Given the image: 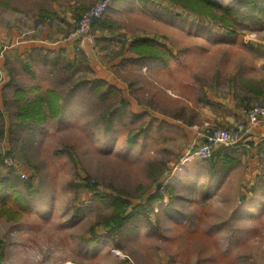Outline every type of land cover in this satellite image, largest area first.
<instances>
[{
    "label": "rangeland",
    "instance_id": "rangeland-1",
    "mask_svg": "<svg viewBox=\"0 0 264 264\" xmlns=\"http://www.w3.org/2000/svg\"><path fill=\"white\" fill-rule=\"evenodd\" d=\"M53 1L71 10L67 0H0V28L25 45L40 34L34 9ZM98 1L81 3L87 12ZM116 2L103 17L111 27L91 29L94 58L15 47L0 59V174L13 172L19 189L29 181L35 193L21 218L0 217V264H264V137L257 144L249 134L247 146H217L210 158L180 166L208 130L264 127V117L247 114L264 106V24L247 20L233 32L171 0ZM139 38L164 61L132 59L129 43ZM37 87L59 91L64 113L24 124L14 93L24 88L33 98ZM111 111L109 129L103 116ZM95 193L125 197L127 213L139 208L132 223L118 232L100 224L115 208Z\"/></svg>",
    "mask_w": 264,
    "mask_h": 264
},
{
    "label": "trees",
    "instance_id": "trees-1",
    "mask_svg": "<svg viewBox=\"0 0 264 264\" xmlns=\"http://www.w3.org/2000/svg\"><path fill=\"white\" fill-rule=\"evenodd\" d=\"M171 1L176 4V6L182 7L184 10H188L194 15L207 19V21L210 23L223 22L225 25L230 24V26L233 28H236L239 25H244L247 23V20H250L254 24H264V0H240L239 6L234 7L224 6L217 0H183L185 2L181 4H179L180 0ZM44 14V19L48 17L50 18L49 13L45 12ZM109 26L111 27V23L107 20H102L98 22L97 25V27L101 29L107 28ZM235 28L233 29V32L235 31ZM154 47H156V45L149 44L145 39L139 38L131 41L128 48L132 54V59H135L137 56H141L142 60L155 59L164 61L165 55L159 52V50L154 49ZM59 59L60 56L55 57L51 61V64H56ZM78 65V57L69 60L67 63L69 69ZM65 70L66 67L64 68V71ZM94 83V87L96 88L97 92L102 88L105 81L99 79L98 83H96V81ZM83 84H85V82H83ZM20 90L22 97L20 96V91H16L15 95L19 105V113L17 114V117L21 119L24 124L44 122L50 117L57 118L64 113L63 101L65 98L56 89H47L44 93H42L40 88L37 87L36 95L33 98L26 97L27 93L24 91V88ZM110 92V90H107L104 93L99 92V95H97L100 100H103V98L106 97ZM117 107L118 105L116 108ZM113 108L115 109V107ZM123 108V105L120 106V109ZM112 116V111L108 116H103L105 122L108 124L107 127L109 129L111 128L110 124L112 121ZM20 183L21 181L19 177H14L13 172H8L6 176L0 174V217L7 215L9 219L15 220L17 218H21L22 212L30 209V199L35 195V193L32 191L29 181H25L26 184L24 185L26 186V190L19 189ZM92 188L93 187H91V189ZM95 194H97L95 197L97 200L104 202L109 201L114 205L115 208V211L111 217L109 219L107 218L103 222H100V224L104 225L106 228L111 227V231L113 232H118L122 229H125L123 227H125L126 224L130 222L132 223V220L134 219L139 208L132 209L130 213H127V209L131 203L125 197L118 195L105 196L101 195L100 193ZM155 194L156 195H151L152 197L150 196L152 200L158 199L161 195V191H158ZM8 201H15L19 209L15 210L6 206ZM149 202L151 203V201ZM93 233L95 234V232Z\"/></svg>",
    "mask_w": 264,
    "mask_h": 264
},
{
    "label": "crops",
    "instance_id": "crops-1",
    "mask_svg": "<svg viewBox=\"0 0 264 264\" xmlns=\"http://www.w3.org/2000/svg\"><path fill=\"white\" fill-rule=\"evenodd\" d=\"M59 1L60 0H58L57 2H59ZM67 2H68V6H66V8L67 7L71 8V10L67 14H65L63 11L65 9V4L61 5L59 3H56L55 1L51 2L54 4V6L51 7L50 9H47L46 6H43L38 10L36 8L34 9V12L38 11L36 13V15L34 16V20L37 19L36 25L40 21L39 24H44L45 28L42 30H39L38 28H36V29H38L40 34L39 35L38 34L31 35V37L28 40L24 41L23 44H25V45L20 46L19 43H21V42L18 41V38H20V35L16 34L15 30L11 31V29H10V31L4 32L3 29L0 28V59L4 57L5 50L6 51L9 50V52H11V49L13 50L15 47H17L19 52H21V50L24 48L28 51H32L33 49H38V50L45 49L47 51V49H49L47 51V53H50L49 52L50 50H53V51L59 50L60 54H62L63 56H68V57H72L73 54L75 55V54H77V52L83 53L84 55L90 56L91 58H94L95 56H97L99 54L98 53L99 49H98L97 44L90 45L87 42H85L84 48L81 51L76 50V43L74 41H68V40L61 42V43H57L56 45H53L54 47L50 46L51 43H49V40L55 41L56 39H54V38L57 37L59 34H61V33H58L60 31L68 32L66 30L68 28H71V26L73 24H75V23L77 24L78 19L80 17H82L84 12L90 7V4H88V5L84 4L83 5L81 3V0H67ZM113 5L114 4H112V6L109 8V11H111ZM45 12L49 13L50 18L48 17V18L44 19V16H45L44 13ZM102 18L96 20L93 23L92 27L95 28L98 25V22H100L102 20L110 21L108 19H104V18L102 19ZM54 19H55V22H57V23L52 24L51 22ZM33 27L35 28L36 26L34 25ZM97 28L100 29V31H102L104 33L108 30L107 29L108 27L104 28V29H101L99 27H97ZM95 37L98 38V35L95 34ZM54 55H55V53H54ZM6 58H8V54H7ZM20 58L23 59L24 56L20 55ZM5 59L2 60L3 65L5 63ZM18 89H21V88H18ZM33 91L36 92V90H33ZM259 94L264 96V89L261 90L259 92ZM14 96H15V93H14ZM243 116H244V118L247 119V122L249 123V118L247 117V115L245 116L243 114ZM249 134L250 135L252 134V136L254 135L253 136L254 142H256L258 144L259 142H261V140H262L261 138L264 137V127L261 126L260 128L259 127L257 128L256 126H252L251 130L248 132V135ZM68 263H71V262H68Z\"/></svg>",
    "mask_w": 264,
    "mask_h": 264
},
{
    "label": "built area",
    "instance_id": "built-area-1",
    "mask_svg": "<svg viewBox=\"0 0 264 264\" xmlns=\"http://www.w3.org/2000/svg\"><path fill=\"white\" fill-rule=\"evenodd\" d=\"M117 0H99L90 10L85 12L77 23L75 30L65 41H74L76 50L81 51L85 42L94 45L96 39L91 34L93 23L104 17L109 8ZM44 24H39L38 29H44ZM248 117L251 121H256L259 117H264V106H256L247 110ZM246 127L240 126L235 130L213 129L208 130L200 143L192 142L184 152L180 166H185L195 159H208L212 156L214 148L217 146H247L246 136L248 132ZM25 177V175H24Z\"/></svg>",
    "mask_w": 264,
    "mask_h": 264
}]
</instances>
